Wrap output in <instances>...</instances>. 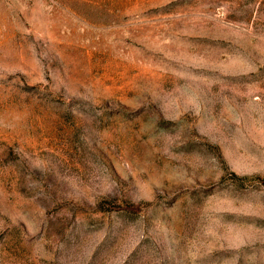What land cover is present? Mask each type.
Wrapping results in <instances>:
<instances>
[{
	"label": "rangeland",
	"instance_id": "rangeland-1",
	"mask_svg": "<svg viewBox=\"0 0 264 264\" xmlns=\"http://www.w3.org/2000/svg\"><path fill=\"white\" fill-rule=\"evenodd\" d=\"M0 264H264V0H0Z\"/></svg>",
	"mask_w": 264,
	"mask_h": 264
}]
</instances>
